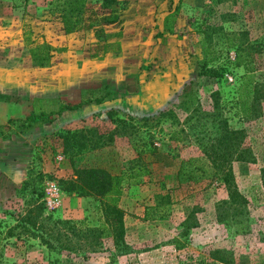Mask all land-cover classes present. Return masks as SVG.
<instances>
[{
	"label": "rangeland",
	"instance_id": "1",
	"mask_svg": "<svg viewBox=\"0 0 264 264\" xmlns=\"http://www.w3.org/2000/svg\"><path fill=\"white\" fill-rule=\"evenodd\" d=\"M54 1L0 0V102L24 112L0 129V264H264V0H87L94 25L117 16L99 36L65 32ZM25 30L50 47V66L33 63ZM61 100L82 106L54 114ZM40 112L42 132L23 135ZM90 167L123 177L121 250L106 236L96 251L59 253L16 226L38 198L43 217L97 227L99 199L63 189ZM226 169L247 203L219 221Z\"/></svg>",
	"mask_w": 264,
	"mask_h": 264
},
{
	"label": "trees",
	"instance_id": "2",
	"mask_svg": "<svg viewBox=\"0 0 264 264\" xmlns=\"http://www.w3.org/2000/svg\"><path fill=\"white\" fill-rule=\"evenodd\" d=\"M53 5L59 7L58 11L63 23V29L68 34L84 29H92L99 36L103 32L102 24L113 22L117 17L114 12L102 16L94 14L97 23V25H94L90 22L89 16H86V12L89 10L87 0H55ZM165 27H167L165 30L168 32L171 31V23L168 20L165 21ZM30 35L29 30L23 31L25 46L28 47L31 53L33 63L39 67L50 66L53 60L50 47L38 44L36 40L30 38ZM236 59V65L244 64L240 51H238ZM251 74V69H248L242 77V85L238 88L240 92L239 105L241 114L245 117L250 114L251 95L248 91V94H245V91L247 90L246 87L252 82ZM253 98V103H255L260 98L259 94H255ZM81 106V102L68 104L61 100L54 114H59L66 109L75 110ZM48 119L49 114L40 112L28 115L25 120L36 123ZM75 174L76 179L68 181L67 185L63 186V189L66 192L77 189L79 194L83 196L91 195L99 199L100 216L97 227H88L84 220L76 223L66 218L59 217L54 219L51 215L43 217L42 210H44V207L42 203H39L40 200L38 198L32 200L28 204V209H25L24 214L19 217L21 224L15 225H20L24 231H27L28 236L38 237L40 242L54 251L58 250L59 253L61 252L60 249L64 248L69 253L75 251L78 254L82 251H96V249L102 247L101 239L106 236H111L117 249L121 250L124 236L123 219L125 215V210L120 205V200L123 195V177L110 170L108 171L99 167L77 169ZM221 181L229 192V198L223 200L219 206L221 208V213L217 215L219 221L227 217L229 207L231 209L237 208L236 206H242L247 203V198L232 184V172L230 169L223 170ZM38 197L41 196L38 195ZM157 208V206L150 207L145 212V217H152L149 216L150 212ZM14 226H9L7 234L13 232L12 228ZM174 243L177 249H182L185 246V243L179 238H176Z\"/></svg>",
	"mask_w": 264,
	"mask_h": 264
},
{
	"label": "crops",
	"instance_id": "3",
	"mask_svg": "<svg viewBox=\"0 0 264 264\" xmlns=\"http://www.w3.org/2000/svg\"><path fill=\"white\" fill-rule=\"evenodd\" d=\"M107 29L109 31L110 27ZM70 34H73V33H70ZM92 34H93V32H92ZM127 34H128V32L125 31L123 38H122L123 41H126V38H128ZM106 36L108 39L109 35L106 34ZM110 54L111 53L107 52L106 58L100 59V61H99V62H101L100 64H105V62L109 59ZM98 73L100 76H102V78H105L109 74V69L107 68L104 70V68H103L102 71L101 72L99 71ZM107 89H111V88H107ZM23 113H24L23 110H21L18 107L13 108L12 105H10V104L6 105V103L0 102V126H1L0 129L4 130V129H8L9 127H11V121L9 122V118H12V117L24 118V117H22ZM25 123L32 124L34 128H31L30 130L28 129L23 135L26 134V136H27L28 133H30V132H32V135H34V134L36 135V133L40 134L42 132V127H39L38 125H36V124H41L40 121L36 122V123H32V122H25ZM43 124H45V123H43Z\"/></svg>",
	"mask_w": 264,
	"mask_h": 264
},
{
	"label": "built area",
	"instance_id": "4",
	"mask_svg": "<svg viewBox=\"0 0 264 264\" xmlns=\"http://www.w3.org/2000/svg\"><path fill=\"white\" fill-rule=\"evenodd\" d=\"M231 79V78H230ZM58 186L56 183H48L44 189V196L49 207L55 208L59 204V197L57 196Z\"/></svg>",
	"mask_w": 264,
	"mask_h": 264
}]
</instances>
